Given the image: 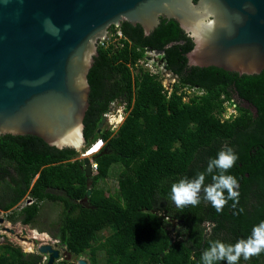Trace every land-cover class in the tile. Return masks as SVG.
<instances>
[{
  "label": "trees",
  "instance_id": "trees-1",
  "mask_svg": "<svg viewBox=\"0 0 264 264\" xmlns=\"http://www.w3.org/2000/svg\"><path fill=\"white\" fill-rule=\"evenodd\" d=\"M109 32L116 39L121 32L122 38L98 45L88 76L84 149L105 141L94 157L96 174L87 176L82 152L51 147L35 136H0V210L14 224L47 232L40 222L44 206L61 205L62 217L50 224L56 227L51 234L74 256H87L89 264H202L211 242L235 244L264 221V70L240 75L190 67L193 39L174 20L161 18L149 35L126 21ZM161 51L177 81L170 97L160 75L141 66L149 53ZM196 87L202 95L185 101L186 91ZM118 103L126 105L123 124L116 131L100 129ZM234 105L238 114L228 119ZM226 148L238 155L228 172L239 181L236 208L230 200L217 213L201 194L199 205L178 209L170 199L171 186L194 178ZM113 176L119 181L117 195L103 186ZM210 183L207 176L205 184ZM26 197L33 203L19 206ZM240 208L243 212L234 215ZM171 239L175 243L169 249ZM0 264L47 262L20 246L0 243ZM239 264H264V252Z\"/></svg>",
  "mask_w": 264,
  "mask_h": 264
},
{
  "label": "water",
  "instance_id": "water-1",
  "mask_svg": "<svg viewBox=\"0 0 264 264\" xmlns=\"http://www.w3.org/2000/svg\"><path fill=\"white\" fill-rule=\"evenodd\" d=\"M161 18L176 21L193 39L190 67L240 75L264 70V0H0V136L29 135L57 149L85 150L88 76L98 45L111 26L126 21L149 35ZM156 54L162 65L164 51ZM106 122L104 116L100 129ZM85 164L93 177L90 158ZM40 252L50 255L47 264L60 257L51 246Z\"/></svg>",
  "mask_w": 264,
  "mask_h": 264
},
{
  "label": "clouds",
  "instance_id": "clouds-1",
  "mask_svg": "<svg viewBox=\"0 0 264 264\" xmlns=\"http://www.w3.org/2000/svg\"><path fill=\"white\" fill-rule=\"evenodd\" d=\"M237 160L238 155L231 148L220 150L215 158L209 160L204 171L198 172L192 179L183 178L171 186L172 203L181 210L188 206H197L203 194V199L210 203L217 213H222L230 200L233 201L232 207L236 208L240 197L239 181L228 172L235 166ZM207 176L212 177V183L206 185ZM240 212H243V208L233 214L238 215ZM3 213L9 214L4 211ZM262 252H264V221L254 226L246 239H240L235 244H225L218 240L211 242L203 251L201 260L202 264H217L220 261H224L225 264H239L241 258L248 261ZM49 256L46 255L47 258Z\"/></svg>",
  "mask_w": 264,
  "mask_h": 264
},
{
  "label": "rangeland",
  "instance_id": "rangeland-1",
  "mask_svg": "<svg viewBox=\"0 0 264 264\" xmlns=\"http://www.w3.org/2000/svg\"><path fill=\"white\" fill-rule=\"evenodd\" d=\"M122 37L118 36V38H115V34L112 32H108L106 40L103 42L106 43H117L118 40H120ZM150 58L146 61L141 62V66H143L145 69L149 70L151 73L159 74L163 81V86L165 91L168 93V96L170 97L173 93V86L176 84V78L169 72L166 71L162 65L159 64V59L156 56V54H148L147 56ZM186 97L184 100H188V97L194 96L193 92L186 91ZM126 105L116 106L113 105L110 112L107 114V122L106 125L111 130H117L125 121L127 117V113L125 111ZM227 113H229L232 116H236L237 112H235L234 107H230L227 110ZM81 159L85 160L86 158H90L91 164L94 167V157H85L87 156L86 150H82ZM96 174V173H94ZM38 180V178L35 180V182ZM34 182V184H35ZM103 186L107 188L108 192L113 195H117L119 192V181L117 179V176H113L112 178L108 179L105 183H103ZM31 198L26 197L19 206L24 205V207H27L30 205ZM61 205L59 204H53L48 203L44 206L40 218L41 224L44 226V229L47 230V232H42L40 229H34L33 227L18 223L14 224L10 220H8L7 215L4 213L0 216V228L3 229L2 233L5 236L0 243H11L15 244L17 246H20L24 249L25 253L28 254H36L39 255L44 262L48 258L46 257L47 254H42L40 252V249L45 246H51L53 251H59L61 254V259L56 261L55 264H59L60 262L67 261L68 264H79L80 260H85L88 262V257H76L73 254H71L66 246L61 245V241L55 239L52 236V232L56 230V227L53 229L52 226H50L51 223H53L55 220L60 221L62 217V208H60ZM6 228H10L12 230H15L16 233H12L11 231H6ZM36 230L40 232L41 236L48 235V238L41 237V239H37L36 236L32 237V232ZM53 230V231H52ZM32 234V235H31ZM43 238V239H42ZM29 243V244H28ZM26 244V245H25ZM28 244V245H27ZM31 244V245H30Z\"/></svg>",
  "mask_w": 264,
  "mask_h": 264
},
{
  "label": "built area",
  "instance_id": "built-area-1",
  "mask_svg": "<svg viewBox=\"0 0 264 264\" xmlns=\"http://www.w3.org/2000/svg\"><path fill=\"white\" fill-rule=\"evenodd\" d=\"M118 36H120V37H122V34H121V32H118ZM162 67H164L165 68V66H162ZM165 70H166V68H165ZM167 71V70H166ZM113 105H116V106H118L117 104H113ZM107 116V115H106ZM228 118H230V117H228ZM104 147H105V141L104 140H98V141H96L94 144H93V146L91 147V148H89L88 149V151H87V153L86 154H90V156H95V155H97V154H99L103 149H104ZM95 164V163H94ZM97 168H98V165H94V167H93V170L94 171H96L97 170ZM33 202H30V205L32 204ZM22 207H24V205H22ZM4 214V213H3ZM6 215H8V214H6ZM3 230V229H2ZM2 230H1V233H2ZM6 231H11L12 233H16V231L15 230H12V229H10V228H6ZM14 231V232H13ZM14 233V234H15ZM3 234V233H2ZM5 236L3 235V238H4ZM2 238V239H3ZM2 239H0V241L2 240Z\"/></svg>",
  "mask_w": 264,
  "mask_h": 264
},
{
  "label": "flooded vegetation",
  "instance_id": "flooded-vegetation-1",
  "mask_svg": "<svg viewBox=\"0 0 264 264\" xmlns=\"http://www.w3.org/2000/svg\"><path fill=\"white\" fill-rule=\"evenodd\" d=\"M156 53H157V52H156ZM156 53H155V54H156ZM156 56H157V54H156ZM157 57H158V56H157ZM158 59H159V64H160L161 58L158 57ZM164 63H165V61H164ZM164 63L162 64V66H164ZM187 91H189V92L192 91L193 94H194V96H196V95H202V92H203V91L199 90L198 87L193 88V89H188ZM186 93H187V92H186ZM192 97H193V96H192ZM185 101H189V100H185ZM118 104H120V103H118ZM249 106H250V105H246L247 108H248ZM234 108H235V112H237V111H236V109H237V105H234ZM237 114H238V113H237ZM226 116H227V118H228V117H230V118L232 117V115H230L229 113H227ZM228 119H229V118H228ZM86 202H87V201L85 200L84 203H86ZM81 203H82V202H81ZM27 226H28V225H27ZM88 260H89V259H88Z\"/></svg>",
  "mask_w": 264,
  "mask_h": 264
},
{
  "label": "bare ground",
  "instance_id": "bare-ground-1",
  "mask_svg": "<svg viewBox=\"0 0 264 264\" xmlns=\"http://www.w3.org/2000/svg\"><path fill=\"white\" fill-rule=\"evenodd\" d=\"M85 157H90V154H87V156H85ZM32 234H33V236L32 237H34V236H36L37 237V239H41V237H45V238H48L49 236L48 235H43V236H41V234H40V232H38V231H36V230H34L33 232H32ZM31 234V235H32ZM43 239V238H42ZM29 244V243H28ZM27 244V245H28ZM26 245V244H25ZM31 245V244H30Z\"/></svg>",
  "mask_w": 264,
  "mask_h": 264
},
{
  "label": "crops",
  "instance_id": "crops-1",
  "mask_svg": "<svg viewBox=\"0 0 264 264\" xmlns=\"http://www.w3.org/2000/svg\"><path fill=\"white\" fill-rule=\"evenodd\" d=\"M118 106H121V104H117ZM110 112V111H109Z\"/></svg>",
  "mask_w": 264,
  "mask_h": 264
}]
</instances>
